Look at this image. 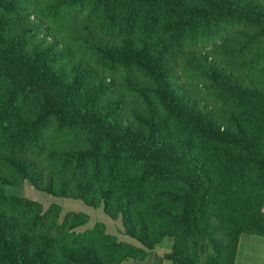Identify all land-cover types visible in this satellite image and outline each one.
Listing matches in <instances>:
<instances>
[{
	"label": "trees",
	"instance_id": "16d2710c",
	"mask_svg": "<svg viewBox=\"0 0 264 264\" xmlns=\"http://www.w3.org/2000/svg\"><path fill=\"white\" fill-rule=\"evenodd\" d=\"M25 183L137 245L0 187V264H236L264 237V0H0V184Z\"/></svg>",
	"mask_w": 264,
	"mask_h": 264
},
{
	"label": "rangeland",
	"instance_id": "374dc122",
	"mask_svg": "<svg viewBox=\"0 0 264 264\" xmlns=\"http://www.w3.org/2000/svg\"><path fill=\"white\" fill-rule=\"evenodd\" d=\"M0 187H2L7 193H12L37 200L44 205V208L46 210H48L54 204L59 205L62 209V219L71 212L86 213L89 216V223L85 227L81 228V230L85 228H92L95 224L101 222L106 225L107 231L109 233L116 235L121 241H126L127 239L137 243L135 239L131 238L125 233L122 219H111L108 215L105 214L102 206L99 208H93L91 206H88L81 200L54 197L45 192L36 190L29 183H25L19 187L3 186L0 184Z\"/></svg>",
	"mask_w": 264,
	"mask_h": 264
},
{
	"label": "crops",
	"instance_id": "0c3cea01",
	"mask_svg": "<svg viewBox=\"0 0 264 264\" xmlns=\"http://www.w3.org/2000/svg\"><path fill=\"white\" fill-rule=\"evenodd\" d=\"M125 241V240H123ZM126 242L137 245V243L127 240ZM160 255H163L159 251ZM150 261V262H149ZM137 263L135 261H125L122 264H155L154 256L151 260ZM159 264H171L168 260H163ZM236 264H264V237L256 235H243L238 249Z\"/></svg>",
	"mask_w": 264,
	"mask_h": 264
}]
</instances>
